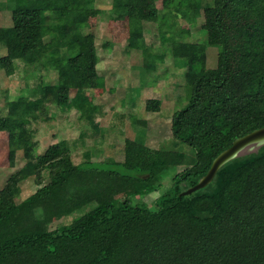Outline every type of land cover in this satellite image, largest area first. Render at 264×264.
<instances>
[{"label":"trees","instance_id":"1","mask_svg":"<svg viewBox=\"0 0 264 264\" xmlns=\"http://www.w3.org/2000/svg\"><path fill=\"white\" fill-rule=\"evenodd\" d=\"M26 1L10 7L11 26H0V69L28 79L0 108L10 165L18 151L26 159L0 189V264H264V145L226 162L206 187L182 195L237 138L264 127V0H165L164 16L156 0ZM103 12L127 19V47L142 53L140 82L128 95L132 106V93L159 76L169 47L175 66L186 69L185 103L171 114L172 134L192 154L151 148L143 132L126 139L121 160H94L104 151L91 145L76 163L65 138L39 152L33 125L56 114L75 110L80 126L98 130L101 106L69 95L106 86L96 35L83 30ZM200 16L201 39L181 41L177 20ZM145 22L157 24V43L147 42ZM208 46L218 50L214 68L207 65ZM46 71L57 72L58 80L43 82ZM37 73L41 80L30 83ZM161 104L150 98L145 109L160 111ZM179 166L154 207L131 199L114 204L125 192L145 197L162 190L159 180ZM31 176L38 188L20 204L21 183ZM89 205L71 223L49 227Z\"/></svg>","mask_w":264,"mask_h":264},{"label":"rangeland","instance_id":"2","mask_svg":"<svg viewBox=\"0 0 264 264\" xmlns=\"http://www.w3.org/2000/svg\"><path fill=\"white\" fill-rule=\"evenodd\" d=\"M161 16L165 15V0H156ZM0 26L12 25V8L26 6V0H0ZM98 7L103 10L110 8L109 3H99ZM178 37L181 41L191 42L200 40V28L204 23V17L192 19L179 18ZM145 37L149 43H157L160 40L159 30L156 23L145 22ZM86 33L96 35V45L100 62L98 70L105 77L106 86L101 89H72L69 98L74 101L77 96H87L95 104L102 108V112L97 116L98 130L88 124L79 125L77 113L72 110L67 114H56L50 122H40L34 126L35 138L40 141L39 152L44 153L47 147L55 143L58 139L65 138L73 145V159L76 163L82 161L85 149L91 145L103 147L104 153L96 159L121 160L124 158L123 149L126 139H134L140 132L144 133V143L154 149L182 151L192 154V149L188 145L175 140L172 134L171 114L176 109L184 106L185 79L183 72L186 69L175 66L173 57L169 52L164 56L157 74L155 82L132 93L137 104L132 106L129 103L128 95L130 89L140 82V71L137 68L143 64V57L140 50L129 49L127 47L129 28L127 19L111 20L107 12H103L92 17L83 27ZM4 53V51L2 52ZM1 53V54H2ZM160 53V52H159ZM218 50L216 47H207V65L209 68L217 66ZM41 74H34L30 83L36 84ZM58 73L54 71L43 72V82L54 83L58 80ZM28 79L23 75L9 77L0 69V108L7 102L9 96L18 94L25 86ZM158 98L162 101L160 111H147L145 109L146 100ZM58 134V138H57ZM103 135V137H102ZM102 137V138H101ZM8 133L0 132V189H2L9 177L19 170L26 162L22 151H18L15 156V166L10 165ZM183 166L170 169L159 181L162 182L163 189L151 192L145 197L133 195L130 192L113 197L114 204H118L126 199H131L133 203L139 201L147 202L154 207V200L172 182L175 173L182 171ZM47 182V181H46ZM22 193L17 201L22 204L37 190L35 176L29 177L21 183ZM92 205L85 206L80 212L72 215L61 216L52 219L49 224L51 229H55L63 224L71 223L76 217L90 210Z\"/></svg>","mask_w":264,"mask_h":264},{"label":"water","instance_id":"3","mask_svg":"<svg viewBox=\"0 0 264 264\" xmlns=\"http://www.w3.org/2000/svg\"><path fill=\"white\" fill-rule=\"evenodd\" d=\"M264 145V127L256 129L247 135L237 138L231 147L221 152L213 161L208 173L203 176L194 186L189 187L182 195H189L199 189L206 187L215 177L219 168L233 158L257 150Z\"/></svg>","mask_w":264,"mask_h":264}]
</instances>
